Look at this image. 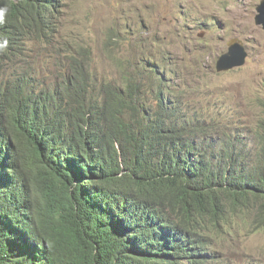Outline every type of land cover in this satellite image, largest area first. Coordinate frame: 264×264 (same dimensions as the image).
Wrapping results in <instances>:
<instances>
[{
	"label": "trees",
	"instance_id": "1",
	"mask_svg": "<svg viewBox=\"0 0 264 264\" xmlns=\"http://www.w3.org/2000/svg\"><path fill=\"white\" fill-rule=\"evenodd\" d=\"M65 1L0 0V264H218L236 220L264 225V98L247 132L231 104L189 112L152 58L120 86L76 58L41 83L18 63Z\"/></svg>",
	"mask_w": 264,
	"mask_h": 264
},
{
	"label": "rangeland",
	"instance_id": "2",
	"mask_svg": "<svg viewBox=\"0 0 264 264\" xmlns=\"http://www.w3.org/2000/svg\"><path fill=\"white\" fill-rule=\"evenodd\" d=\"M260 1L66 0L58 35L47 44L28 42L18 66L51 84L69 74L70 60L76 58L85 61L93 85L120 86L134 72L144 79L152 76L139 59L163 61L174 73L170 86L184 92L189 112L205 115L210 105L214 115L231 104L236 111H221L219 119L232 123V116L248 132L262 114L254 100L264 98V29L254 23ZM232 40L242 42L244 63L216 71V60ZM253 219L254 213L246 214L223 235L218 264H264V225L256 226Z\"/></svg>",
	"mask_w": 264,
	"mask_h": 264
},
{
	"label": "water",
	"instance_id": "3",
	"mask_svg": "<svg viewBox=\"0 0 264 264\" xmlns=\"http://www.w3.org/2000/svg\"><path fill=\"white\" fill-rule=\"evenodd\" d=\"M256 15L254 17V23L257 26H261L264 29V0H261L255 8ZM246 52L243 44L239 40H232L228 42L227 51L215 62L216 71H226L233 67L240 66L244 63Z\"/></svg>",
	"mask_w": 264,
	"mask_h": 264
},
{
	"label": "clouds",
	"instance_id": "4",
	"mask_svg": "<svg viewBox=\"0 0 264 264\" xmlns=\"http://www.w3.org/2000/svg\"><path fill=\"white\" fill-rule=\"evenodd\" d=\"M7 14H8V8L0 7V24L4 23ZM7 47H8V40L7 39L0 40V52L5 51Z\"/></svg>",
	"mask_w": 264,
	"mask_h": 264
}]
</instances>
